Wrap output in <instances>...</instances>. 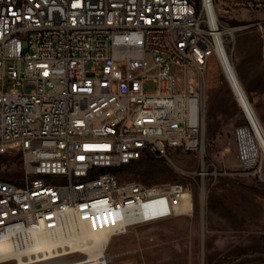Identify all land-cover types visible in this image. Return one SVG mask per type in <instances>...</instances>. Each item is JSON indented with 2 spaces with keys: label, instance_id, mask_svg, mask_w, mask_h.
<instances>
[{
  "label": "built area",
  "instance_id": "built-area-1",
  "mask_svg": "<svg viewBox=\"0 0 264 264\" xmlns=\"http://www.w3.org/2000/svg\"><path fill=\"white\" fill-rule=\"evenodd\" d=\"M220 12L217 0H0V154L22 161L20 183L0 178V241L114 236L190 214L182 183H122L114 170L177 150L204 166L209 59L231 61L229 39L251 27L264 62V18L229 25ZM239 163H259L240 141Z\"/></svg>",
  "mask_w": 264,
  "mask_h": 264
},
{
  "label": "rangeland",
  "instance_id": "rangeland-1",
  "mask_svg": "<svg viewBox=\"0 0 264 264\" xmlns=\"http://www.w3.org/2000/svg\"><path fill=\"white\" fill-rule=\"evenodd\" d=\"M217 7L224 24L264 18V6L250 10L242 0H217ZM228 46L264 128L260 34L251 27L240 30ZM220 64L211 57L202 79L206 96L204 166L193 154L177 150L168 158H141L116 172L122 183H182L191 190L190 214L134 226L112 236L109 264H264V160L247 172L240 166L236 130L248 122ZM146 89L154 91L155 84L147 82ZM21 177L20 155L0 154V178L20 183Z\"/></svg>",
  "mask_w": 264,
  "mask_h": 264
},
{
  "label": "bare ground",
  "instance_id": "bare-ground-1",
  "mask_svg": "<svg viewBox=\"0 0 264 264\" xmlns=\"http://www.w3.org/2000/svg\"><path fill=\"white\" fill-rule=\"evenodd\" d=\"M227 58L226 54H219V63L230 79L232 89L248 122L241 128L238 138L240 146L247 155L254 159L257 158L262 163V159L264 160V128L249 101L235 66ZM180 209L182 212L191 211V193L186 196ZM112 240L113 237L108 231L90 232L86 228H83L77 236L71 231L55 235L34 233L29 236L30 243L25 248L17 249L11 242L0 241V263L16 260L15 264H63L61 256L66 254L68 257L75 256L74 258L88 259L89 261L105 260L109 262L108 248ZM79 242L82 244H78ZM61 247L63 252H61ZM55 249L57 250L55 251ZM34 255L37 256V259Z\"/></svg>",
  "mask_w": 264,
  "mask_h": 264
},
{
  "label": "trees",
  "instance_id": "trees-1",
  "mask_svg": "<svg viewBox=\"0 0 264 264\" xmlns=\"http://www.w3.org/2000/svg\"><path fill=\"white\" fill-rule=\"evenodd\" d=\"M132 163H133V162H132ZM122 168H123V167H122ZM122 168L116 169V170H114V172L116 173V172L120 171Z\"/></svg>",
  "mask_w": 264,
  "mask_h": 264
}]
</instances>
